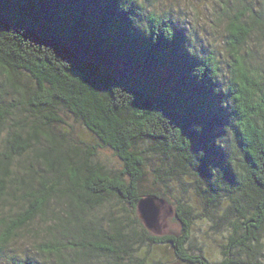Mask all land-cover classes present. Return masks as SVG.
Segmentation results:
<instances>
[{
    "label": "trees",
    "instance_id": "1",
    "mask_svg": "<svg viewBox=\"0 0 264 264\" xmlns=\"http://www.w3.org/2000/svg\"><path fill=\"white\" fill-rule=\"evenodd\" d=\"M234 2L222 59L148 0H0V264H264V0Z\"/></svg>",
    "mask_w": 264,
    "mask_h": 264
},
{
    "label": "rangeland",
    "instance_id": "2",
    "mask_svg": "<svg viewBox=\"0 0 264 264\" xmlns=\"http://www.w3.org/2000/svg\"><path fill=\"white\" fill-rule=\"evenodd\" d=\"M224 0H148V4L152 5L153 8L157 7H173L176 8L177 11H183L185 12L186 16L184 18L188 19L189 25L192 27L194 26L197 30V33L203 38V44L207 47L215 48L217 51H220V55H222V59L225 58L227 54L225 52H228V47L226 44V31L224 28V23L221 24V22L216 18L219 12V7H221ZM228 3V6H232L235 4L234 0H225ZM257 35V33H254ZM263 42H264V35H263ZM249 47L248 49L252 48L257 51V56L261 59H264V44L254 45V42L249 41ZM64 118H67V120L72 124V131L74 134H79L81 136L86 137V139L90 140L88 132L79 124H76L72 121V119L65 115ZM93 140V139H92ZM99 157L107 164L114 166V167H120L119 161L116 157L112 155V152L107 149H102L99 152ZM189 181V180H188ZM193 187V188H192ZM196 187L194 184H190L187 189L186 193V201L187 203H190L191 205H196V210L198 209V203L201 202V200L195 195ZM164 204L161 205V209L159 212V218L158 223L156 226V230L150 231L154 234H165V233H178L179 232V222L176 220L174 212L172 213L169 208H166ZM173 207V206H171ZM174 210V207H173ZM206 230L207 233L211 234L210 241L214 242L213 236L218 233V231H213L216 229L210 228L207 224H200V226L197 228V235L200 239H203L206 237V235H203L202 232ZM211 248H214L212 251V254H217L216 250V242L213 244V246H210ZM154 255L155 259L161 258L160 262L163 261V263L156 262L153 264H177L174 261V257L168 252L165 251H158V252H150ZM163 255V256H160Z\"/></svg>",
    "mask_w": 264,
    "mask_h": 264
},
{
    "label": "water",
    "instance_id": "3",
    "mask_svg": "<svg viewBox=\"0 0 264 264\" xmlns=\"http://www.w3.org/2000/svg\"><path fill=\"white\" fill-rule=\"evenodd\" d=\"M162 204H164V199L156 195H142L140 197L137 203V213L147 229H156Z\"/></svg>",
    "mask_w": 264,
    "mask_h": 264
}]
</instances>
